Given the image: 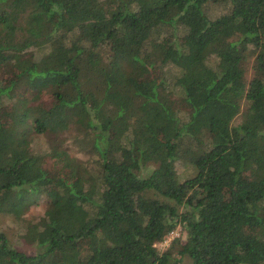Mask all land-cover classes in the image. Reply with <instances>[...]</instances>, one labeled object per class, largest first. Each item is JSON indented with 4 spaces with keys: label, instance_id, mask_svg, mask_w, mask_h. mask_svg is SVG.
<instances>
[{
    "label": "trees",
    "instance_id": "trees-1",
    "mask_svg": "<svg viewBox=\"0 0 264 264\" xmlns=\"http://www.w3.org/2000/svg\"><path fill=\"white\" fill-rule=\"evenodd\" d=\"M72 128L57 178L31 136ZM42 199L0 264H264V0H0V217Z\"/></svg>",
    "mask_w": 264,
    "mask_h": 264
},
{
    "label": "rangeland",
    "instance_id": "rangeland-1",
    "mask_svg": "<svg viewBox=\"0 0 264 264\" xmlns=\"http://www.w3.org/2000/svg\"><path fill=\"white\" fill-rule=\"evenodd\" d=\"M211 12L216 15L219 11L215 8L211 9ZM47 51V47H43L42 49L33 50V56L38 58L43 53ZM252 60L248 59L246 63V79L249 81L252 77ZM173 71H170L167 75L168 82H171V75ZM12 76L10 73H4L2 78L4 80L10 79ZM34 98L37 97L39 102L43 104H51L52 97L51 94L42 93H25L23 98ZM246 102L242 101L241 103V113L245 110ZM241 121V115L237 116L233 125L239 124ZM81 139V134H78L73 128L68 132L60 136H31V149L32 151H41L44 155L45 168L50 171L51 174L55 175L57 178L64 174L65 176L69 174V169L67 167L68 160H73L75 166L80 163V161H86V156L80 152L78 148V142ZM77 160L78 162H74ZM77 163V165H76ZM155 166H151V169H154ZM175 168L178 175V181L182 182L187 178L191 177L193 173V168L188 162H184L182 160L176 162ZM64 176V177H65ZM48 209L47 201L42 199L37 204H33L29 207L27 212L23 215L21 219H15L10 215H3L0 217V231L6 235L9 243L20 250H23L28 253H35V249L26 245L24 242V235L27 231L28 226L31 224L38 223L41 218H43L44 214ZM171 243V242H170ZM170 243L168 245L160 246L158 245L159 251H165L169 248Z\"/></svg>",
    "mask_w": 264,
    "mask_h": 264
},
{
    "label": "built area",
    "instance_id": "built-area-1",
    "mask_svg": "<svg viewBox=\"0 0 264 264\" xmlns=\"http://www.w3.org/2000/svg\"><path fill=\"white\" fill-rule=\"evenodd\" d=\"M182 238V232H181V229L180 227L174 229L173 231H171L168 236L166 237V239L160 243L159 245L160 246H163V245H168V243L174 241L175 239H180Z\"/></svg>",
    "mask_w": 264,
    "mask_h": 264
}]
</instances>
